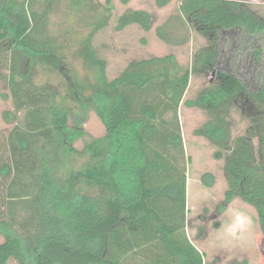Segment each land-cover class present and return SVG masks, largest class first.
Listing matches in <instances>:
<instances>
[{
  "label": "trees",
  "instance_id": "trees-1",
  "mask_svg": "<svg viewBox=\"0 0 264 264\" xmlns=\"http://www.w3.org/2000/svg\"><path fill=\"white\" fill-rule=\"evenodd\" d=\"M112 12L108 0H0V83L14 121L0 133V264H204L186 233L181 104L206 115L194 135L223 160L219 211L237 198L254 209L264 259V17L242 0H178L155 34L176 46L188 32L204 39L190 67L166 55L108 79L92 41ZM115 24L148 32L152 22L130 10ZM73 48L91 77L68 62ZM39 72L58 80L37 83ZM192 75L209 80L182 102ZM89 112L105 133L78 149ZM235 114L247 125L233 137Z\"/></svg>",
  "mask_w": 264,
  "mask_h": 264
},
{
  "label": "rangeland",
  "instance_id": "rangeland-1",
  "mask_svg": "<svg viewBox=\"0 0 264 264\" xmlns=\"http://www.w3.org/2000/svg\"><path fill=\"white\" fill-rule=\"evenodd\" d=\"M103 5L107 0H95ZM113 7L111 21L107 28L99 31L93 38L92 46L100 59L106 64L107 78L111 79L118 75L122 69L132 61L144 60L153 57H163L173 55L183 68H189L192 63L194 53L204 47L206 42L204 39L196 35L194 32H188L187 42L182 46L170 45L161 41L155 34V28L164 23L170 16L177 14L178 0H172L166 7L158 8L154 0H131L127 5H122L119 0H108ZM249 4L253 2V10L264 17V0H242ZM256 7V8H254ZM130 10H142L151 16V29L148 32L140 29L138 25L132 24L121 31L114 29L116 20L120 15ZM62 20L61 12L52 18L51 28L54 31L59 30L58 24ZM88 30L81 31L87 33ZM74 48L68 53V62L73 66L75 71L82 76L91 77V72L83 68L81 60L72 57ZM192 75L191 87L187 94L188 99H194L196 92L200 90L209 80L208 77ZM51 79L57 82L58 77L47 76L39 72L36 82L43 83L45 80ZM184 104L181 112L179 109V121L181 126V134L183 138L185 158H189L186 164V233L189 239L199 246L197 243V235L200 232H211L213 229L219 228L220 224L215 225L217 220L216 205L221 196L222 180L221 166L222 161L216 160L210 154L200 137L194 135L195 129L199 128L204 120L205 115L196 108L189 109ZM233 137L242 133L247 125V121L238 115L233 116ZM14 125L13 107L8 98V90L4 83H0V133L6 136ZM85 138L76 144L78 149H82L85 142L94 138H100L104 135L105 130L101 122L93 112H89L84 124ZM214 153V152H213ZM81 160H79L78 163ZM210 174L214 178V186L207 189L201 183V177L204 174ZM209 179H207L208 181ZM237 200V199H236ZM250 212L256 218L254 209L251 207ZM210 240H212L210 238ZM2 238L0 237V242ZM261 234L256 222L253 234L246 240V247L251 253L249 264H264V259L260 252ZM251 242V244H250ZM206 249L205 258L208 260L206 264H212V248ZM8 264H16L10 260Z\"/></svg>",
  "mask_w": 264,
  "mask_h": 264
},
{
  "label": "crops",
  "instance_id": "crops-1",
  "mask_svg": "<svg viewBox=\"0 0 264 264\" xmlns=\"http://www.w3.org/2000/svg\"><path fill=\"white\" fill-rule=\"evenodd\" d=\"M249 4L252 5V6L256 5L253 2H249ZM254 8H256V7H254ZM252 9H253V7H252ZM254 12L257 15L263 17L262 15L258 14L256 11H254ZM176 63H177L178 66L182 67L181 64L177 61V59H176ZM191 80H192V77L190 79L188 90L186 91L182 102L192 100V99H188L187 98V94H188L189 89L191 87ZM197 88H199V89L197 90L196 95L200 92V87L198 86ZM183 105L184 104H181L180 107H179L180 112H181V109H182ZM186 107L189 108V109H192V107H189V106H186ZM198 111H200V110H198ZM206 120H207V117L205 115L204 122ZM200 139L203 141V144L207 148H209L210 154L213 155L214 149L209 145V143L204 138L200 137ZM220 161H222L220 163V166H221L222 190H221V196L218 199V202H217V205H216V209H215L216 216H218L219 213L222 211V210L219 211L218 208H219V205L223 202V196H224V192H225V189H226V183H225V180H224V177H223V172H222L223 160H220ZM213 186H214V184H212L211 187H207V188L211 189V188H213ZM233 201H235V200H233ZM215 225H218V222H215ZM210 238L211 239L213 238V230L211 232H208V231L202 232L201 231L200 235H197V243L199 244V246H196V247H197L198 251L201 252L204 255V258H203L204 264H206V262L208 261L205 258L206 249L209 248L208 250H210V246L212 248V253H213V255H212V264H230L232 262H240V263L244 262L245 264H249L251 253L249 252V249H247V247H246V244H247L246 240L243 241V242H239V243L227 244L222 239H217L215 243H210V241H212V240H210ZM250 244H251V242H250Z\"/></svg>",
  "mask_w": 264,
  "mask_h": 264
},
{
  "label": "clouds",
  "instance_id": "clouds-1",
  "mask_svg": "<svg viewBox=\"0 0 264 264\" xmlns=\"http://www.w3.org/2000/svg\"><path fill=\"white\" fill-rule=\"evenodd\" d=\"M250 208L251 206L246 201L239 198L225 205L215 221L220 224V227L213 229V238L210 243L222 239L227 244H233L250 238L256 225Z\"/></svg>",
  "mask_w": 264,
  "mask_h": 264
}]
</instances>
